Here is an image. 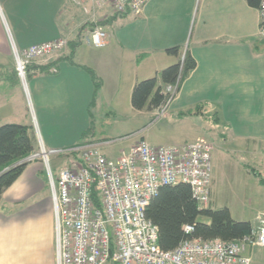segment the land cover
I'll return each instance as SVG.
<instances>
[{
	"label": "crops",
	"instance_id": "obj_1",
	"mask_svg": "<svg viewBox=\"0 0 264 264\" xmlns=\"http://www.w3.org/2000/svg\"><path fill=\"white\" fill-rule=\"evenodd\" d=\"M196 1L149 0L141 15L133 17L116 15L96 0H0V126L29 127L36 149L34 117L45 149L93 145L108 159L107 140L89 133L97 110L136 125L138 139L116 159L140 140L152 146L201 139L213 147L230 143L247 155L242 174L263 187L264 40L259 37V10L244 0H201L192 28ZM94 26L107 35L103 48L84 47L82 40ZM58 38L68 42L64 52L32 62L23 83L16 74L14 51ZM78 41L69 57L71 44ZM172 47H180L183 55L188 51L195 70L181 83L165 116L134 110V86L177 62L165 54ZM86 69L100 82L94 102ZM168 120L189 121L197 131L194 140L160 139L151 129ZM257 216L238 222L252 224ZM256 249L261 248H245L244 253L252 264H264L263 254L254 255ZM0 264H55L54 213L41 160L30 163L0 198Z\"/></svg>",
	"mask_w": 264,
	"mask_h": 264
},
{
	"label": "built area",
	"instance_id": "obj_2",
	"mask_svg": "<svg viewBox=\"0 0 264 264\" xmlns=\"http://www.w3.org/2000/svg\"><path fill=\"white\" fill-rule=\"evenodd\" d=\"M96 2L109 5L116 15L138 17L149 0ZM259 13V37L264 40V0H260ZM106 38L95 27L84 42L103 48ZM67 46L66 39L58 38L14 51L17 76L25 83L32 62L60 54ZM179 85L178 80L165 87L168 101L160 116ZM39 150L27 161L41 160L45 167L54 213L55 264H252L244 249H264V214L257 217L256 229L239 240L193 237L172 251L158 246V228L145 212L162 187L188 186L199 209L210 202L213 145L206 140L171 146L140 140L116 160L107 159L93 145L65 152H48L40 145ZM70 152L78 159L54 173L49 157ZM183 231L190 236L195 226L186 225Z\"/></svg>",
	"mask_w": 264,
	"mask_h": 264
},
{
	"label": "trees",
	"instance_id": "obj_3",
	"mask_svg": "<svg viewBox=\"0 0 264 264\" xmlns=\"http://www.w3.org/2000/svg\"><path fill=\"white\" fill-rule=\"evenodd\" d=\"M244 1L249 8L259 10L260 0ZM79 43L81 42L71 44L69 57ZM165 54L177 58V62L162 70L157 78L140 81L134 86L131 94V106L134 110L160 111L168 101V95L164 93L165 87L175 84L178 80L181 85L196 68V62L189 52L183 55L180 47L168 48ZM86 71L93 81L94 102L100 82L92 71ZM84 145L79 144L77 147ZM35 153V141L29 127L19 124L0 126V198L32 163L27 160ZM62 156L69 163L78 159L77 155L71 152L63 153ZM145 215L158 228V246L163 251L174 250L188 238H220L224 241H234L249 235L253 230L251 223L233 220L228 208L212 209L208 204L205 209H199L190 188L185 185L162 187L151 200ZM200 218L203 221L200 222ZM186 225L195 226V231L190 236L183 231Z\"/></svg>",
	"mask_w": 264,
	"mask_h": 264
},
{
	"label": "rangeland",
	"instance_id": "obj_4",
	"mask_svg": "<svg viewBox=\"0 0 264 264\" xmlns=\"http://www.w3.org/2000/svg\"><path fill=\"white\" fill-rule=\"evenodd\" d=\"M200 2L201 0H197L194 7L192 28L194 20L198 15ZM95 27L99 26H94L93 28ZM84 37L85 36H82V39ZM82 41L84 42V39ZM83 44L84 47L87 48V43ZM105 111L107 112V109H105ZM167 112L168 110H166L164 114H167ZM164 114L162 116H165ZM188 122L187 120H180L171 123L170 120H168V122L162 124L161 127H154L151 130L155 131L158 137L160 135L159 138L162 140L170 139L169 137L172 136L175 139L183 140V142H190L194 140L197 131H193L194 129L188 126ZM31 123L38 144L36 153H39L40 145H43L41 134L39 133L34 117H32ZM147 123L148 122H144L143 125ZM89 133L95 134V137L100 140H107V149L109 151L107 157L111 160H115L121 150L126 148L132 141L138 139V137L135 138L138 134H136L137 128L134 123L113 119V116L109 114L101 115L97 110L93 113V122ZM155 140L157 139L155 138ZM228 144L229 146H214L211 154V207L215 209L228 208L232 219L252 222L259 212V215L264 214V174L259 175V181L261 180L263 182V187H258V183H254L256 181L252 176L250 177L247 174H242V167L249 164L244 149L233 147L230 143ZM47 151L50 152L49 150ZM59 151L64 152L67 150ZM49 162L54 173L57 172L55 169L56 166H67L69 163L68 160L64 159L62 154H60V156H50ZM201 221H203L202 218H200V222ZM251 226L252 229H256L258 220H255ZM215 239L222 240L220 238ZM254 250V255L257 252L264 255L263 248L256 249L259 251Z\"/></svg>",
	"mask_w": 264,
	"mask_h": 264
}]
</instances>
